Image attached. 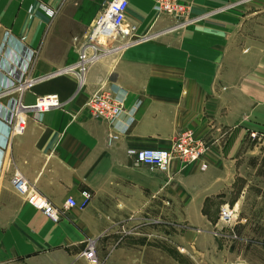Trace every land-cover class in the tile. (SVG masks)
I'll return each mask as SVG.
<instances>
[{
  "label": "crops",
  "instance_id": "1",
  "mask_svg": "<svg viewBox=\"0 0 264 264\" xmlns=\"http://www.w3.org/2000/svg\"><path fill=\"white\" fill-rule=\"evenodd\" d=\"M108 1L0 0V89L18 79L33 52L27 74L35 81L22 105L46 95L62 103L39 120L26 113L23 132L10 139L0 264H88L80 254L91 240L100 264H225L231 243L209 231L240 177L245 148L254 145L248 133H264V8L257 4L264 0H175L188 6L190 22L171 30L173 19L155 16L153 2L127 0L125 24L150 37L99 58L77 90L75 77L57 72L74 62L72 38ZM100 83L131 114L124 131L130 119L120 115L115 141L107 142V124L83 106ZM16 97H0V140L5 104ZM184 131L208 149L199 162H172L166 176L125 155L167 149ZM14 170L62 212L57 222L12 188ZM81 191L91 195L86 208L63 211L64 200L78 203Z\"/></svg>",
  "mask_w": 264,
  "mask_h": 264
},
{
  "label": "built area",
  "instance_id": "2",
  "mask_svg": "<svg viewBox=\"0 0 264 264\" xmlns=\"http://www.w3.org/2000/svg\"><path fill=\"white\" fill-rule=\"evenodd\" d=\"M153 2V11L155 16L163 15L173 19L171 29H177L190 22L188 15V6L180 4L175 0H150ZM127 0H109L106 5L96 14L94 20L90 23L87 30L79 38H72V47L75 52V60L69 65L58 70V74L72 75L76 79L77 90H79L85 80V74L90 67L96 63L99 58L106 55L114 54L128 48L142 40L149 38V35L136 36L134 26L125 24V14L127 10ZM7 37L5 31L3 40ZM34 53L31 52L26 59V68L21 71L17 80L11 82L8 87L0 89V97H10L17 93L18 97L12 100V105L7 106V117L4 122V132L2 140H0V185L2 178V167L4 157L9 148V142L13 135L23 132L25 127V114L31 112L35 120H39L43 112L54 110L62 107V103L55 95H46L35 99L34 103L28 106H23L20 100L22 92L28 89L33 83L34 79L28 77L29 63L32 61ZM84 109L93 120L103 121L109 128L107 133V142L115 141L118 138L116 125L119 123L121 114H126L130 119V113L125 111L122 104V99L116 93L109 90L104 83L92 90L83 104ZM136 107L134 105L133 109ZM132 119L123 124V131L131 124ZM248 138L251 141L264 142V133L258 134L254 132L248 133ZM167 149H127L125 155L136 165H141L162 173L165 176L168 174L169 167L172 162L178 161L183 165H190V163L199 162L201 157L208 149V145L203 141L196 139L192 131H184L178 134L169 145ZM10 178L11 186L19 193L24 202L33 209L41 212L43 216L48 218L51 222L58 221L62 212L54 208L50 202L43 196L38 194L32 186L29 185L27 180L24 179L22 173L18 170L12 172ZM81 200L76 203L70 197L66 198L63 202V211L73 208L80 210L86 208L90 201L91 195L86 191L80 192ZM217 217L219 222L223 225H230L237 219L235 217L234 209L228 205H224L218 211ZM142 221L138 226L146 225ZM131 234L129 230H121V235ZM214 237L219 234L211 231ZM232 233L227 234V238H234ZM235 239V238H234ZM94 241H88L80 254L88 264H100L95 256Z\"/></svg>",
  "mask_w": 264,
  "mask_h": 264
},
{
  "label": "rangeland",
  "instance_id": "3",
  "mask_svg": "<svg viewBox=\"0 0 264 264\" xmlns=\"http://www.w3.org/2000/svg\"><path fill=\"white\" fill-rule=\"evenodd\" d=\"M257 4L264 8V2ZM252 143L241 157L240 177L221 206L234 209L236 221L223 225L213 216L217 227L211 231L235 238H227L231 247L223 257L225 264H264V142Z\"/></svg>",
  "mask_w": 264,
  "mask_h": 264
}]
</instances>
